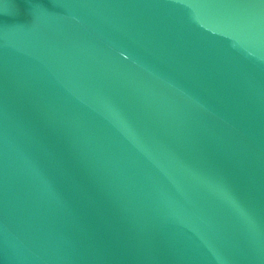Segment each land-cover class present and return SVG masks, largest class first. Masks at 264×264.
Instances as JSON below:
<instances>
[{"label": "water", "instance_id": "obj_1", "mask_svg": "<svg viewBox=\"0 0 264 264\" xmlns=\"http://www.w3.org/2000/svg\"><path fill=\"white\" fill-rule=\"evenodd\" d=\"M0 264H264V0H0Z\"/></svg>", "mask_w": 264, "mask_h": 264}]
</instances>
